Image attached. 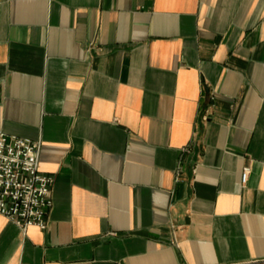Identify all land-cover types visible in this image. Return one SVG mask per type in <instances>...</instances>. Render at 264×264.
Wrapping results in <instances>:
<instances>
[{"label":"crops","instance_id":"0c3cea01","mask_svg":"<svg viewBox=\"0 0 264 264\" xmlns=\"http://www.w3.org/2000/svg\"><path fill=\"white\" fill-rule=\"evenodd\" d=\"M0 131L55 179L0 264H264V0H0Z\"/></svg>","mask_w":264,"mask_h":264},{"label":"built area","instance_id":"2783aa9c","mask_svg":"<svg viewBox=\"0 0 264 264\" xmlns=\"http://www.w3.org/2000/svg\"><path fill=\"white\" fill-rule=\"evenodd\" d=\"M40 140L9 136L0 131V214L22 230L31 226L45 229L53 206L54 176L39 167ZM182 169L177 170L176 179ZM250 167L242 171L246 184Z\"/></svg>","mask_w":264,"mask_h":264}]
</instances>
